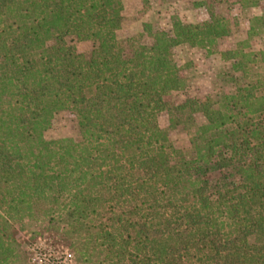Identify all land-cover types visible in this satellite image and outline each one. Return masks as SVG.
I'll return each instance as SVG.
<instances>
[{
	"label": "trees",
	"instance_id": "1",
	"mask_svg": "<svg viewBox=\"0 0 264 264\" xmlns=\"http://www.w3.org/2000/svg\"><path fill=\"white\" fill-rule=\"evenodd\" d=\"M123 10L0 0V264H31L20 232L47 235L75 264H264V49L250 42L264 9L221 53L210 89L175 104L166 96L198 78L194 53L229 26L173 15L126 52ZM60 114L72 134L47 138Z\"/></svg>",
	"mask_w": 264,
	"mask_h": 264
},
{
	"label": "rangeland",
	"instance_id": "2",
	"mask_svg": "<svg viewBox=\"0 0 264 264\" xmlns=\"http://www.w3.org/2000/svg\"><path fill=\"white\" fill-rule=\"evenodd\" d=\"M125 21L117 31L123 49L127 52L134 44L141 40H149L145 25L152 29H169L171 17L177 15L184 23L192 26L203 27L214 19H222L229 26V34L215 45L205 51L194 53L195 64L199 75L196 82L184 94H172L166 96L168 104L183 101L187 96L195 97L210 89V77L222 66L221 53L233 49L240 40L248 38L249 20L253 15L259 14L264 9V1L258 8L244 7L241 0H122ZM251 49H264V33L255 35L250 40ZM80 52L89 53L93 47L91 41L70 40ZM159 123L162 127L167 126V113L159 114ZM73 119L66 115H57L50 128L45 131V136L65 137L72 134ZM22 248L31 244L48 245L55 251L65 252L68 249L57 244L47 235L31 236L20 232L16 235ZM69 252V251H68Z\"/></svg>",
	"mask_w": 264,
	"mask_h": 264
},
{
	"label": "built area",
	"instance_id": "3",
	"mask_svg": "<svg viewBox=\"0 0 264 264\" xmlns=\"http://www.w3.org/2000/svg\"><path fill=\"white\" fill-rule=\"evenodd\" d=\"M31 264H75L74 258L68 251H55L50 246L31 244L27 247Z\"/></svg>",
	"mask_w": 264,
	"mask_h": 264
}]
</instances>
